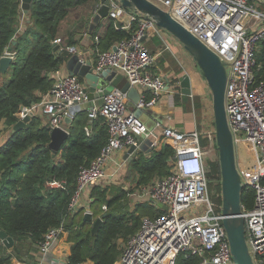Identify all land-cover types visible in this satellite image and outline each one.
Listing matches in <instances>:
<instances>
[{
    "label": "built area",
    "instance_id": "2783aa9c",
    "mask_svg": "<svg viewBox=\"0 0 264 264\" xmlns=\"http://www.w3.org/2000/svg\"><path fill=\"white\" fill-rule=\"evenodd\" d=\"M151 1L167 10L225 63V112L237 167L245 187L254 191L253 206L247 209L241 204V216L252 260L254 264H264V78L257 80L255 76L257 53L264 38V8L257 7L251 0ZM105 3L109 18L117 20L128 15L138 23L130 36L106 50L97 49L94 59H90L91 69L97 74L105 69L122 73L130 85L138 89L135 108L151 107L168 84L166 75L151 70L156 55L144 43V37L158 25L139 11L132 10L128 14L119 0H105ZM60 41L59 37L54 39V42ZM66 49L70 54H78L81 60H89L87 52L80 51L76 45H68ZM4 54L13 57L14 52L5 50ZM52 74L54 83L39 102V110L46 115L50 128L64 127L65 118L71 119L90 99L88 86L76 74L62 73L58 69ZM107 82L104 80L96 94L102 92ZM129 101L126 91L114 87L103 94L100 103L87 108L85 132L91 133L93 120L100 118L107 130V141L96 158L80 168L69 213L78 209L82 192L106 176L116 151L131 145L138 147L143 138L152 134L129 107ZM152 140L155 148L158 139ZM160 142L174 147V156L169 160L173 168L150 184L135 185L143 195L140 201L154 203L156 207H160L157 205L160 202L167 209L156 218L146 215L142 218L140 228L128 237L115 264H177L181 252L198 255V264H235L222 222L221 190L219 194L212 193L204 167L207 159L204 154L217 152L214 123L202 131L191 132L164 127ZM243 147L251 155L250 162H243ZM49 185L60 186L61 183L51 180ZM215 195L220 196V202ZM192 209L195 214L191 213ZM65 230L64 222L48 229L37 243L38 259L25 264H68L67 256L63 262L52 255Z\"/></svg>",
    "mask_w": 264,
    "mask_h": 264
},
{
    "label": "trees",
    "instance_id": "16d2710c",
    "mask_svg": "<svg viewBox=\"0 0 264 264\" xmlns=\"http://www.w3.org/2000/svg\"><path fill=\"white\" fill-rule=\"evenodd\" d=\"M87 1L32 0L27 20L22 18L20 0H0V57L6 49L18 54L10 64L11 78L0 85V126L11 127L6 140L0 144V228L14 239L9 251L0 242V264H10L15 257L22 259L17 247L19 241L28 240L37 245L48 229L59 226L61 222L71 227L78 209L69 213L68 206L78 172L96 158L107 141L106 127L98 120L95 131L85 132L84 126L88 124L86 110L74 115L68 124L69 137L56 152L48 146L50 125L43 122L38 114L32 115L20 129L11 131L19 119L16 113L20 106L39 103L54 83L52 72L71 55L66 47L75 40L71 36L66 39L59 37L60 21L75 6ZM137 21L133 20L130 27L125 28L118 20L110 18L104 32L98 36L99 49L106 50L116 41L130 36L137 27ZM28 37H31L29 43L21 49ZM58 37L61 41L54 42ZM12 39L16 40L13 45ZM255 76L257 80L264 78V38L257 53ZM178 93H175L176 98ZM159 146L152 149L147 157L142 151L133 155L136 184H150L154 178L168 174L173 168L169 160L174 156V147L168 143ZM204 167L210 190L219 194L217 155L214 159H206ZM51 180H58L61 185L50 186ZM107 190L108 187L100 184L91 187L90 209L106 204L107 210L101 213L104 214L103 221L94 233L91 232V220L84 219L82 214L74 242L62 246V251L67 253L68 264H115L128 237L140 228L142 217L156 218L165 212L163 208L143 201L135 203L130 211L111 210L127 191L119 188L109 196ZM215 199L221 200L216 195ZM253 203L254 191L244 187L241 204L249 209ZM67 227L63 231L65 234ZM199 259L198 255L181 252L176 263L198 264Z\"/></svg>",
    "mask_w": 264,
    "mask_h": 264
},
{
    "label": "water",
    "instance_id": "95a60500",
    "mask_svg": "<svg viewBox=\"0 0 264 264\" xmlns=\"http://www.w3.org/2000/svg\"><path fill=\"white\" fill-rule=\"evenodd\" d=\"M32 0H21V6L26 12ZM102 4L95 11L89 24V31L92 32L94 26L100 22L102 17H106L108 5L105 0H101ZM121 4L131 10L143 13L146 17H151L156 24L162 29L174 35L190 52L203 77L205 78L212 95V114L215 128L217 158L220 167V189L222 195V214L223 225L227 233L230 251L235 264H254L245 236V222L241 216V191L245 184L241 180L238 171L235 147L232 134L229 128L228 120L225 112V84L227 71L224 61L220 56L208 46H206L199 38L190 32L182 23L175 19L167 10H164L151 0H119ZM264 2V0H259ZM16 40L12 39L11 44H15ZM114 48V46H113ZM7 51L10 52V49ZM12 52V51H11ZM13 62L10 54H4L0 57V71H6L7 67ZM65 67L69 74H76L82 77L88 86V97L90 99L96 96V89L104 84L100 94H107L114 87L126 91L128 97L135 103L139 100V92L135 86L130 85L127 78L114 69L102 70L100 74L94 73L91 69L90 60H81L78 54L73 53L65 62ZM179 87L182 93L189 94L190 78L187 74L179 77ZM24 106H20L19 110H23ZM143 112V108H135L134 114L139 116ZM35 112L29 109L23 118L18 119L12 126V131L20 129L30 119ZM66 121L69 118H65ZM69 130L62 126H54L50 130V141L48 146L57 151L69 137ZM143 149L149 152L153 147V140L150 137L144 138L138 147L131 145L127 149V153H132L137 149ZM158 206L167 209L165 204L160 202ZM103 216H97L92 221L91 232L94 233L101 225ZM84 219H91V213L86 212ZM0 240L4 246L10 248L14 239L6 231L0 228Z\"/></svg>",
    "mask_w": 264,
    "mask_h": 264
},
{
    "label": "crops",
    "instance_id": "0c3cea01",
    "mask_svg": "<svg viewBox=\"0 0 264 264\" xmlns=\"http://www.w3.org/2000/svg\"><path fill=\"white\" fill-rule=\"evenodd\" d=\"M251 2L259 8H264L262 2H260L259 0H251ZM101 4H102L101 0H88L85 3L78 4L72 10L69 11L67 16L60 21V25H59L60 26L59 37H62L63 39H66L68 36L73 37V39L75 40L73 45H76L80 51L87 52L86 57L89 58V60L94 59L96 55V50L99 49V47L97 46L99 39L98 36L104 32L106 25L110 19L107 15L106 17H102L100 19V22L97 23L96 26H94L92 32L89 31V24L91 22V18ZM97 5H99V7L96 9ZM21 9H22V18L28 17L27 14L28 10L24 12L22 6ZM127 10L129 11L128 14L132 12L131 9L127 8ZM117 20L118 22L122 23L125 28H129L131 22L133 21V19H130L128 15H125ZM22 24L20 22V25ZM158 28L159 29L157 28L152 29L147 34V36L144 37V43L146 44L147 47L149 48L151 47V49L154 50L152 52L156 55L151 70L166 75L168 84H167V88L164 90V92H162L158 102L151 107L144 108L143 112L139 115L140 119L146 124L148 129L151 130L152 134H150L148 137H150L151 139H155V137H157V139L159 140V141L157 140V142L159 143L155 148H159L160 147L159 145L163 143L160 142V137L162 136V129L164 127H171L182 132H191L194 130L202 131L207 126L212 125L213 122L212 95L210 88L201 73V70L199 69L195 60L194 59L192 60L190 57L187 56L183 57V59L181 57H178L180 62L175 60L176 58L175 57L173 58L170 53L165 54L167 57L165 56L161 57L162 54L161 50L163 49L161 48V50H157L159 46L158 43H160V41L164 43L165 35L159 34L160 30L163 31V29L160 27ZM154 33H157L158 36H154L155 35ZM29 39H31V37H28V40ZM28 40L20 46L21 49L25 46ZM12 52H14V55L12 57V59L14 60L16 55L18 54H16L15 51ZM9 67L10 65L7 67V69ZM58 70H60L62 73L68 72L65 67V62L64 64L61 65V67ZM1 73L2 72L0 71V75ZM182 74H187L190 78L191 91L189 94L182 93L179 87V77ZM176 92H179L178 98L175 97ZM102 97H103L102 94H96L94 98L84 102L80 110L87 111V108L90 105L94 103H100ZM129 100H130L129 107L135 110L136 102L134 103L130 98ZM30 108L35 112V114L42 115L39 110L40 109L39 103L37 104L34 103L31 104L29 107H24L23 110H19V112L16 113L17 117L19 119L23 118L26 112ZM80 110H77L75 114ZM73 117H71V119H69L68 121L64 120L63 126L66 129H68V124L73 119ZM97 120L100 121L99 122L100 124H104L100 118L96 119L95 121L93 120L94 122H92L91 133L97 129L95 127L96 122H98ZM43 122H45V120H43ZM7 136L8 133L3 137L0 134V144H2L6 140ZM142 140H144V138ZM127 149L128 148L118 150L113 154L112 160L109 162L107 167V173L105 176L107 177V179L114 180L121 175L120 173L125 172L129 168L134 169L132 159L135 152L142 151V153L146 157L152 153V150L147 152L146 150L139 148L132 153H127ZM204 155L205 158H208V153ZM134 171L136 177L135 179V184H136L137 173L135 169ZM90 189L91 188H87L86 190H84L80 196V200L83 203H85L86 206L88 205L89 203L88 201L90 200V196H89ZM88 208L90 207L88 206ZM59 243L57 242V244L55 245L54 252L52 253V255H54L55 258L63 261V258L64 256L65 257L67 256V253L65 251H62L63 250L61 247L62 245H60ZM35 246L37 247V245ZM7 249L8 251L10 250V248ZM58 249L60 251H58ZM38 253L37 251L36 253H34L33 251L31 252V250L30 252L25 253L26 261L35 262L38 259ZM10 264H25V262L15 257L11 260Z\"/></svg>",
    "mask_w": 264,
    "mask_h": 264
},
{
    "label": "rangeland",
    "instance_id": "374dc122",
    "mask_svg": "<svg viewBox=\"0 0 264 264\" xmlns=\"http://www.w3.org/2000/svg\"><path fill=\"white\" fill-rule=\"evenodd\" d=\"M157 29H159V28H157ZM154 34H155L154 36H158L157 33H154ZM159 34H161V35L164 34L165 35L164 36V43L161 42V41H160V43H158L159 46H158L157 50H161V48L163 49V50H161V53H162L161 57L162 56L167 57L165 54L166 53H170L172 55V57L173 58L175 57L176 58L175 60H177L178 62H180L178 57H181L183 59V57L187 56V57H190L192 60L194 59L193 56L190 54V52H187L183 48L182 43L179 42L178 39L174 35H172L171 33H168L164 29H163V31L160 30ZM29 41H30V39L28 40L27 43H29ZM149 50L151 52L154 51V50L151 49V47L149 48ZM10 78H11V67H9L8 69H6V71L1 73V75H0V85H3L4 83H6ZM39 116L41 117L42 121L43 120H45V121L47 120L46 115L42 114V115H39ZM212 121H213V119H212ZM213 123H214V121H213ZM10 129H11V127L5 128V126H0V134H1V136L3 137L8 132H10ZM216 153L213 152V153L208 154L207 160L214 159L215 156H216ZM243 155H244V161L243 162H246V163L250 162L251 155H250V153H249V151L247 150L246 147H243ZM134 172L135 171H134L133 168H129L125 172L120 173L121 175L118 176V178H116L114 180H110V179H107V177H104L102 180H100L97 183V184H100L101 186L108 187L107 194L109 196H110V194H113L114 192L119 191V188H124L127 191L126 195L120 200L119 203H117L114 207H112L111 210L130 211V210L133 209L135 203L139 202L141 200V198L143 197V195L140 194L138 187L135 185L136 177H135ZM90 191H91V189L89 190V192ZM89 196H90V193H89ZM151 204L155 205L154 203H151ZM103 205H106V204H101L100 206H96V207H93V208L90 209V208H88L89 204L86 206L85 203H83L80 200V202H78V204H77L78 214L73 219V222H71L72 223V224H70L71 227L70 226H68V227L66 226L68 232L66 234L63 233L61 235V237H59L57 242L59 243V241H60L59 244L62 245V246H63V244H68L69 245V244L73 243L75 238H76V234L80 230L78 228L80 226L79 220H80L82 214L84 216V214L86 212H90L91 213V219L90 220L92 222L95 217L102 216L101 213H103L104 211L107 210V206L104 208ZM191 213L195 214L196 212H194V209H192ZM76 227H77L76 230L71 231V232L69 231L70 229H75ZM17 247L20 250V257L22 258L21 260H23L25 263L28 262V261H26V257H25L26 254L25 253L30 252V250H31V252L33 251L34 253H36V251H37V253H38V247H36L34 244L30 243L28 240L19 241L17 243ZM2 251L4 252L5 250L2 249ZM58 251H60V250L58 249Z\"/></svg>",
    "mask_w": 264,
    "mask_h": 264
}]
</instances>
